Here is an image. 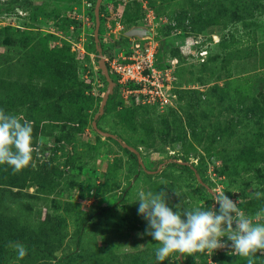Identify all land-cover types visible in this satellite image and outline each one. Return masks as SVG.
<instances>
[{
	"label": "rangeland",
	"instance_id": "1",
	"mask_svg": "<svg viewBox=\"0 0 264 264\" xmlns=\"http://www.w3.org/2000/svg\"><path fill=\"white\" fill-rule=\"evenodd\" d=\"M94 2L0 0V109L32 123L34 148L22 171L0 165V241L28 252L0 245V264H247L230 247L157 261L137 194L165 192L173 211L211 208L220 191L246 215L264 207V0H101L100 55ZM132 26L158 36L168 103L140 104L109 69ZM63 46L70 63L56 66L50 49ZM98 56L116 88L100 116Z\"/></svg>",
	"mask_w": 264,
	"mask_h": 264
},
{
	"label": "clouds",
	"instance_id": "2",
	"mask_svg": "<svg viewBox=\"0 0 264 264\" xmlns=\"http://www.w3.org/2000/svg\"><path fill=\"white\" fill-rule=\"evenodd\" d=\"M33 125L30 121L0 109V165H8L13 174L28 167L33 160ZM176 193V192H175ZM138 214L147 221V235L158 242L156 260L164 262L174 254L213 253L230 247L232 255L256 264V254L264 255V207L246 215L225 192H213V207L195 206L176 211L169 207L165 192L139 191ZM178 196V194L176 193ZM264 193L257 191L260 199ZM215 205H219L218 211ZM223 237L231 244L222 241ZM18 260L28 254L25 245L10 243Z\"/></svg>",
	"mask_w": 264,
	"mask_h": 264
},
{
	"label": "built area",
	"instance_id": "3",
	"mask_svg": "<svg viewBox=\"0 0 264 264\" xmlns=\"http://www.w3.org/2000/svg\"><path fill=\"white\" fill-rule=\"evenodd\" d=\"M128 39L126 56L108 63L117 82L128 85L127 92H131L140 104L160 106L168 103L173 78L167 68L157 67V41Z\"/></svg>",
	"mask_w": 264,
	"mask_h": 264
},
{
	"label": "water",
	"instance_id": "4",
	"mask_svg": "<svg viewBox=\"0 0 264 264\" xmlns=\"http://www.w3.org/2000/svg\"><path fill=\"white\" fill-rule=\"evenodd\" d=\"M100 1L101 0H95L93 9H92V15H93L92 39H93V45H94L95 52L98 55H100V52H101V49L98 45V38H97V32H98V27H99L98 8L100 5ZM123 36L127 38H136L139 40L146 39V38H151L156 41L158 40V36L156 33L152 32L151 29L143 27V26H132L123 33ZM97 67H98L100 75L102 76V78L107 84V87L105 91L103 92V95L100 99V104H99V108L97 112V115L100 116L103 113V105L106 102L107 97L112 92L114 83L110 80L107 69L104 65L103 59L100 56H98V59H97ZM90 125H91L92 130L96 134L102 136L103 138H110V139L116 140V138L112 134L104 132L96 126L95 118L91 120ZM123 147H126V146L124 145ZM126 149H128L131 152H134L128 147H126Z\"/></svg>",
	"mask_w": 264,
	"mask_h": 264
},
{
	"label": "trees",
	"instance_id": "5",
	"mask_svg": "<svg viewBox=\"0 0 264 264\" xmlns=\"http://www.w3.org/2000/svg\"><path fill=\"white\" fill-rule=\"evenodd\" d=\"M99 11H100V8H99ZM93 28V26H92ZM90 48H91V53H93L94 55L96 54L95 50L93 49V43L90 44ZM158 45H157V52H156V57H157V61H158ZM51 51V55L54 56L53 58V63H55L56 66H66L67 63H70V54H68L67 52V49L65 46H63L62 48H53V49H50ZM96 60V59H95ZM43 70H41L42 72ZM101 80H103V78L101 77ZM104 81V80H103ZM116 88H113L112 89V94H110L107 99H106V103H105V106H104V109H103V113L106 112L110 107H111V103H112V100H113V97H114V92H115ZM79 104H78V108L80 110H83V113L84 115L87 114V111L90 109L91 107V103H92V100H93V97L89 94H84L83 92H79ZM90 117V116H89ZM91 118V117H90ZM107 140H113V139H110V138H105ZM115 141V140H113ZM124 152H127V150L125 149H122ZM128 153V152H127ZM130 157L134 160V164H137L136 161H135V157L134 155L130 154ZM114 207V205H111L109 206V209ZM11 242H16V239L14 238H11V239H6L4 241H0V245H9ZM53 257V256H51ZM69 255L66 256V258H68ZM54 259V258H52Z\"/></svg>",
	"mask_w": 264,
	"mask_h": 264
}]
</instances>
